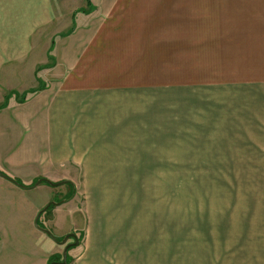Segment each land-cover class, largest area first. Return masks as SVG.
Wrapping results in <instances>:
<instances>
[{"label":"crops","instance_id":"obj_1","mask_svg":"<svg viewBox=\"0 0 264 264\" xmlns=\"http://www.w3.org/2000/svg\"><path fill=\"white\" fill-rule=\"evenodd\" d=\"M73 2L66 32L48 45L51 61L36 53L38 31L57 23L53 17L42 21V14L56 13L58 6L51 0H0V24L6 19L24 33L0 40L1 92L36 89L37 76L47 84L24 102L12 97L0 110V264H49L68 244L66 264H200L186 256L185 242L171 261L169 199L123 196L109 175L135 172L138 141H153L148 130L138 137V126L152 123L146 110L154 108L148 95L155 91L137 87V58L130 64L136 50L150 48L145 54L168 66L185 62L204 42L217 40L211 17L77 23L75 16L90 14L82 8L90 3L94 9V3ZM221 5L227 83L264 87V0H115L114 13L196 15L210 6L205 13L216 14ZM243 123L244 133L258 134L248 140H262V122ZM39 179L61 184L28 186ZM67 181L74 196L45 209L72 190ZM69 234L81 237L78 245L72 237L64 244L54 238ZM247 257L235 264H264Z\"/></svg>","mask_w":264,"mask_h":264},{"label":"rangeland","instance_id":"obj_2","mask_svg":"<svg viewBox=\"0 0 264 264\" xmlns=\"http://www.w3.org/2000/svg\"><path fill=\"white\" fill-rule=\"evenodd\" d=\"M92 1L94 9L84 6L83 11L89 10L90 14H77V23L177 21L179 17L188 20L200 15L206 21V17H211V36L216 35L217 40L211 44L204 42L200 52L188 55L190 59L185 62H169L168 66L166 61H152V56L145 54L150 48L136 50L130 64L137 58V87L151 86L155 91L148 95L152 96L154 108L146 110L152 123L139 125L138 137H145L141 133L148 130L153 141H138L135 172L109 177L123 196L169 199L171 261L176 262L178 250L185 242L186 256L194 257L200 264L242 263L251 255L253 262L264 263V87L227 83L224 6H219L216 14L205 13L214 7L203 6V12L196 15L146 12L115 15V0ZM219 1L224 4V0ZM52 2L58 6L56 13L42 14V21L53 17L52 21L57 23L51 29L38 31L41 46L36 51L39 55L47 54L49 60H55L53 48L48 49L51 38L66 32L65 27L71 23L69 7L74 3ZM5 16L12 17L10 13ZM20 33L24 35L23 30L10 28L6 19L0 24L2 41L20 37ZM5 92L0 90V104L8 94L4 95ZM243 121L262 122L263 131L255 127L262 140H248L257 139L258 134L244 133ZM71 191L76 193L74 188ZM61 193L54 204L69 195ZM53 257L57 262L63 260L62 253Z\"/></svg>","mask_w":264,"mask_h":264},{"label":"trees","instance_id":"obj_3","mask_svg":"<svg viewBox=\"0 0 264 264\" xmlns=\"http://www.w3.org/2000/svg\"><path fill=\"white\" fill-rule=\"evenodd\" d=\"M89 9H92V5L89 3ZM83 12H89V10H84ZM51 60H54V59H51ZM42 67H39V69L38 70H40ZM37 70V71H38ZM37 79H38V81H39V87L37 88V89H32V90H29V91H25V92H23V93H17V92H15V91H11V92H9L5 97H4V101L2 102V104H0V109H3V108H5L6 106H8V104H9V100H10V98L12 97V95L14 94L15 95V98H17L18 100H19V102H24V101H26V96L29 94V93H35V92H37V91H39V90H42V89H45V83L42 81V79L41 78H39L38 76H37ZM42 180V182H47L48 184H50V185H53V186H55L56 184H58V183H52V182H50V181H48V180H45V179H41ZM37 181L38 180H36V181H34L33 183H32V185L31 186H34L36 183H37ZM18 184H20L21 185V183L19 182V181H16ZM66 183H69L71 186H72V189H73V184L71 183V182H66ZM74 196V193H73V191H71L70 193H69V195L68 196H66L65 198H63L62 200L63 201H67V200H69V199H71L72 197ZM61 200V201H62ZM60 202V201H59ZM53 202L49 205V207L48 208H50L51 206H53ZM52 236V235H51ZM53 237V236H52ZM55 238V240L57 241V242H60L62 239H59V238H56V237H54ZM81 239V237H79V240ZM68 249H70V247L68 248ZM57 261V259L55 258V257H52L51 259H50V261H49V264L50 263H52V262H56ZM68 261H69V256H67V263H68Z\"/></svg>","mask_w":264,"mask_h":264},{"label":"water","instance_id":"obj_4","mask_svg":"<svg viewBox=\"0 0 264 264\" xmlns=\"http://www.w3.org/2000/svg\"><path fill=\"white\" fill-rule=\"evenodd\" d=\"M40 182H42V181H37V183L36 184H38V183H40ZM58 184H61V183H58ZM58 184H56V185H58ZM51 204V203H50ZM50 204H48L46 207H45V209H47L48 207H49V205ZM56 204V203H55ZM44 231H46L47 233H49L50 235H51V233L48 231V230H46V229H44V228H42ZM74 238L75 239V242L73 243V245H78V243H79V240H78V238L76 237V235L75 234H69V235H67L66 237H64V239H62L61 241H60V243L61 244H64L69 238ZM71 246V244H68L66 247H65V249H64V251H63V260H62V262H52V263H50V264H66V262H67V251H68V248Z\"/></svg>","mask_w":264,"mask_h":264}]
</instances>
